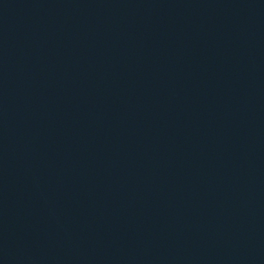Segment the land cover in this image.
<instances>
[{
    "label": "water",
    "instance_id": "95a60500",
    "mask_svg": "<svg viewBox=\"0 0 264 264\" xmlns=\"http://www.w3.org/2000/svg\"><path fill=\"white\" fill-rule=\"evenodd\" d=\"M0 264H264V0H0Z\"/></svg>",
    "mask_w": 264,
    "mask_h": 264
}]
</instances>
